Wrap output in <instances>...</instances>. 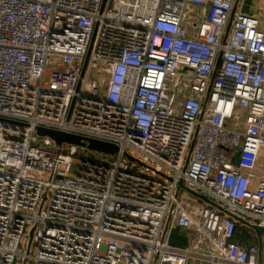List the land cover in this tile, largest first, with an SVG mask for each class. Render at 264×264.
I'll return each mask as SVG.
<instances>
[{"label":"built area","instance_id":"2783aa9c","mask_svg":"<svg viewBox=\"0 0 264 264\" xmlns=\"http://www.w3.org/2000/svg\"><path fill=\"white\" fill-rule=\"evenodd\" d=\"M236 4L0 0V264H264L232 240L264 231V15Z\"/></svg>","mask_w":264,"mask_h":264},{"label":"crops","instance_id":"0c3cea01","mask_svg":"<svg viewBox=\"0 0 264 264\" xmlns=\"http://www.w3.org/2000/svg\"><path fill=\"white\" fill-rule=\"evenodd\" d=\"M236 7L240 9L242 12L247 13V14L262 15V16L264 15V1L262 3L263 11H261V13L259 12L260 9H259L257 0H238ZM235 157L233 159L234 163H236V160H237V157L236 158ZM247 221H249L247 218L245 220L239 221V223L237 224L236 231L232 237V240L243 246H248L251 244L256 245L258 248L257 259L258 261H264V242L262 243L260 239L261 236L260 235L258 236L256 234L257 232L254 231V229L251 226H248L246 224ZM179 228L181 229V231L187 232L189 234L187 235V237L185 236V241L187 238V242L189 243V238H190V233H191L190 230L183 228V227H174L171 229V231L177 230ZM170 246L179 248V249L186 248L184 245L178 246L176 243ZM190 257H194L195 262L198 260L199 264H211L209 260L205 258H200L197 254L191 255ZM189 258H188L187 264L189 262Z\"/></svg>","mask_w":264,"mask_h":264},{"label":"water","instance_id":"95a60500","mask_svg":"<svg viewBox=\"0 0 264 264\" xmlns=\"http://www.w3.org/2000/svg\"><path fill=\"white\" fill-rule=\"evenodd\" d=\"M238 0H236L237 2ZM105 0H103V3ZM234 5V8L235 9ZM86 63V60H85ZM84 63V66H85ZM37 134L41 136H49L52 138L57 145H61L62 143H67V144H73V145H78V146H86L87 149L97 151V152H102V153H108V154H113L117 151L118 147L115 144L97 140V139H92V138H84L79 135L71 134V133H66L63 131L59 130H54V129H48L44 127H38L37 128ZM191 149V148H190ZM127 158L131 161H137L136 158H134L131 155H127ZM178 186L184 187L182 184V181H178ZM192 194L198 196L200 199L206 200V202L211 203L212 205H215L214 202L210 201L208 198H206L204 195L197 194L193 191H190ZM253 229H255L257 232L261 229L257 225H251ZM32 236V230L29 233V239H31Z\"/></svg>","mask_w":264,"mask_h":264},{"label":"rangeland","instance_id":"374dc122","mask_svg":"<svg viewBox=\"0 0 264 264\" xmlns=\"http://www.w3.org/2000/svg\"><path fill=\"white\" fill-rule=\"evenodd\" d=\"M91 155H94V156H97V154H101L99 152H94V151H89ZM76 156H84V153L82 154H77ZM134 157L136 159H138V155L134 154ZM179 195L182 197L183 195H186L189 199H192V198H197L198 201L200 203H206V200L204 199H200L198 198L197 196H195L194 194H192L191 192L187 191L185 188H181L180 191H179ZM209 200H211L212 202L214 201L213 199L209 198ZM215 202V201H214ZM210 207H213L212 205ZM247 223L249 225H256L255 223V220L254 219H249V221H247ZM249 229V228H248ZM171 230H168L167 233H166V236H168V242H169V245H173V244H177L178 246L179 245H184L186 248L188 246V242H187V238H186V241H185V236L187 237V235H189L187 232H184V231H181V229H177V230H174V231H171ZM254 231H256L254 229ZM257 232V231H256ZM258 236H262L264 234V231L263 229H260L257 233H256ZM26 248H27V243L25 244ZM35 247L36 245L35 244H32L31 247H30V253L31 255L34 254L35 252ZM26 264H33V260L30 259L27 261ZM188 264H199V261L197 260L195 262V259L194 257H190L189 258V262Z\"/></svg>","mask_w":264,"mask_h":264},{"label":"trees","instance_id":"16d2710c","mask_svg":"<svg viewBox=\"0 0 264 264\" xmlns=\"http://www.w3.org/2000/svg\"><path fill=\"white\" fill-rule=\"evenodd\" d=\"M211 201V200H210ZM209 206H211L212 204L211 203H209V202H206Z\"/></svg>","mask_w":264,"mask_h":264}]
</instances>
